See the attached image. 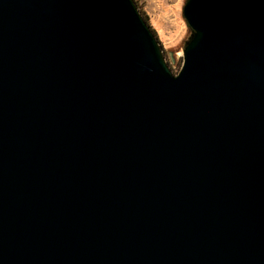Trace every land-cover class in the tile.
<instances>
[{
	"label": "water",
	"instance_id": "95a60500",
	"mask_svg": "<svg viewBox=\"0 0 264 264\" xmlns=\"http://www.w3.org/2000/svg\"><path fill=\"white\" fill-rule=\"evenodd\" d=\"M182 17L0 0V264H264V0Z\"/></svg>",
	"mask_w": 264,
	"mask_h": 264
},
{
	"label": "rangeland",
	"instance_id": "374dc122",
	"mask_svg": "<svg viewBox=\"0 0 264 264\" xmlns=\"http://www.w3.org/2000/svg\"><path fill=\"white\" fill-rule=\"evenodd\" d=\"M136 1L162 47L170 70L177 75L183 63L182 50L191 33L182 17L186 0Z\"/></svg>",
	"mask_w": 264,
	"mask_h": 264
},
{
	"label": "trees",
	"instance_id": "16d2710c",
	"mask_svg": "<svg viewBox=\"0 0 264 264\" xmlns=\"http://www.w3.org/2000/svg\"><path fill=\"white\" fill-rule=\"evenodd\" d=\"M135 2H136L137 7L139 8V5H138V3H137L136 0H135ZM139 11H140V13L142 14V16L145 18V20L147 21V18H146V16H145V14L140 10V8H139Z\"/></svg>",
	"mask_w": 264,
	"mask_h": 264
}]
</instances>
